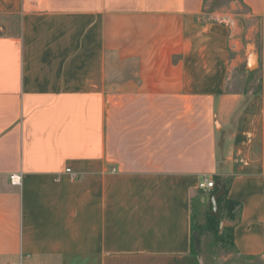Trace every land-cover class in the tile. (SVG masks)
I'll use <instances>...</instances> for the list:
<instances>
[{
	"label": "crops",
	"instance_id": "crops-1",
	"mask_svg": "<svg viewBox=\"0 0 264 264\" xmlns=\"http://www.w3.org/2000/svg\"><path fill=\"white\" fill-rule=\"evenodd\" d=\"M203 6L0 0V264H201L198 183L226 177L234 246L264 254V94L225 92Z\"/></svg>",
	"mask_w": 264,
	"mask_h": 264
},
{
	"label": "rangeland",
	"instance_id": "rangeland-1",
	"mask_svg": "<svg viewBox=\"0 0 264 264\" xmlns=\"http://www.w3.org/2000/svg\"><path fill=\"white\" fill-rule=\"evenodd\" d=\"M220 21L226 27L227 33L225 56L228 63V81L225 92L261 91L264 94V64L259 60L262 45L260 20L250 16L248 9L238 0H206L200 22ZM251 55L256 66L248 69L246 65ZM218 143V158L221 159L223 152L221 138H218ZM229 182L230 178L226 177V183ZM200 193L194 205L197 224H203L213 191L202 190ZM228 225L227 220L221 221V227ZM200 256L201 264H264V254L250 259L220 250L214 246L213 236L210 234L201 239Z\"/></svg>",
	"mask_w": 264,
	"mask_h": 264
},
{
	"label": "trees",
	"instance_id": "trees-1",
	"mask_svg": "<svg viewBox=\"0 0 264 264\" xmlns=\"http://www.w3.org/2000/svg\"><path fill=\"white\" fill-rule=\"evenodd\" d=\"M241 2V0H238ZM204 0V6L205 8ZM219 187L222 189L223 193L217 200V209L218 213L217 216L211 215V200L209 205V210L205 213L203 224H197L196 220L192 215L191 221V237H190V247H191V254L196 256L198 262L201 261L200 256V247H201V239L203 236L210 234L213 236V244L220 250H226L228 252L235 253L236 255L243 257L240 255L233 242V224L238 221L239 212L241 210L240 203L232 201L228 199V188L229 183H226V179H218ZM201 192V191H200ZM219 192V189L213 190L211 197ZM195 205V204H194ZM193 205V208H194ZM195 211V209H194ZM224 218V219H223ZM227 220L230 224L228 226L221 227V221ZM244 258H254V257H244Z\"/></svg>",
	"mask_w": 264,
	"mask_h": 264
},
{
	"label": "built area",
	"instance_id": "built-area-1",
	"mask_svg": "<svg viewBox=\"0 0 264 264\" xmlns=\"http://www.w3.org/2000/svg\"><path fill=\"white\" fill-rule=\"evenodd\" d=\"M66 173H70V169L67 168L66 169ZM9 181L11 183V185L13 186H20L21 181H22V177L20 174H12L9 177ZM215 182L213 179H203L202 181H200L198 183V189L199 190H203V191H213L215 188Z\"/></svg>",
	"mask_w": 264,
	"mask_h": 264
},
{
	"label": "water",
	"instance_id": "water-1",
	"mask_svg": "<svg viewBox=\"0 0 264 264\" xmlns=\"http://www.w3.org/2000/svg\"><path fill=\"white\" fill-rule=\"evenodd\" d=\"M249 63H250V60H248L247 65H246V67L248 69H252V68H254L256 66V65L255 66L249 65ZM216 189H219V192L211 197V207H212V209H211L210 213L213 216H217V213H218L217 200L223 193L222 189H220V187H219V182L216 183Z\"/></svg>",
	"mask_w": 264,
	"mask_h": 264
},
{
	"label": "bare ground",
	"instance_id": "bare-ground-1",
	"mask_svg": "<svg viewBox=\"0 0 264 264\" xmlns=\"http://www.w3.org/2000/svg\"><path fill=\"white\" fill-rule=\"evenodd\" d=\"M248 60H250L249 65H252V66H255L256 65V62H254V59H253L252 55L249 56V59ZM255 61H256V59H255Z\"/></svg>",
	"mask_w": 264,
	"mask_h": 264
}]
</instances>
